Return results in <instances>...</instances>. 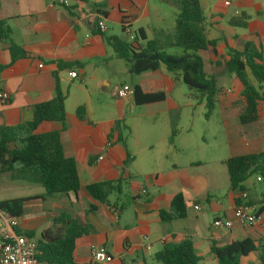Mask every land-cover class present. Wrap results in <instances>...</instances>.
<instances>
[{"label": "crops", "instance_id": "obj_1", "mask_svg": "<svg viewBox=\"0 0 264 264\" xmlns=\"http://www.w3.org/2000/svg\"><path fill=\"white\" fill-rule=\"evenodd\" d=\"M55 1L0 0V23L10 32L9 41L0 39V91L10 96L7 104H0V129L21 127L12 139L23 138L26 135L24 126L32 118L33 107L53 98L57 81L60 90L66 94L65 123L62 127L43 122L34 134L58 133L64 156L74 159L81 190L76 196H47L40 184L33 183L15 166L13 174L5 173L9 180H0V196L10 195L17 187L28 189L26 196L21 198L28 199L25 203L32 206L23 207V216L18 218V232H32L36 241L43 231L63 232L61 224L53 223L57 218L85 221L92 232L87 243L78 248L77 256L89 259L91 264V246L105 248L113 259L109 264H156V253L184 240L192 242L200 260L198 264H217L211 253L214 246L223 247L244 239L264 246L260 241L261 227L234 225L224 230L212 226L215 218H232L238 204V192L230 191L227 202L219 201L212 195L218 190L213 182L215 175L210 170L204 174L198 172L202 166L200 161H191L185 167L179 165V157L189 147L185 142L178 144L180 134L173 130L172 117L168 123L170 137L167 132L162 135L156 130L155 115L170 116V112L180 110L171 93L175 83L179 85V74L160 66L154 72L130 75L128 63L118 59L105 42V37L120 36L124 17L131 20L130 31L135 34L141 30L146 40L171 35L175 8L157 0H68V6ZM211 1L204 0L205 4ZM226 1L229 5L224 17L213 13H208L207 17L199 0L205 18V36L216 41V55L202 53L203 61L207 57L218 62L222 57L223 64L229 49L241 51L245 43L264 59V8L254 0H225L223 5ZM162 5L175 10L172 14L168 12V24ZM247 8L252 9V13H246ZM237 11L239 14L235 15ZM240 15L246 18L245 26L231 27L229 21ZM223 20L227 28L222 25ZM98 21L104 22V32L98 30ZM233 29H241L243 34L238 35ZM10 42L18 48L15 55L21 54L13 62L8 50ZM70 71H75L78 78L71 79ZM205 72L214 75L211 71ZM230 80L233 89V75ZM124 85L131 89L138 86L143 94L163 93L164 99L136 106L133 96L126 100L114 96L115 89ZM263 85L259 86L262 93ZM233 90L239 91L237 96L223 98L230 90L221 89L215 103L222 113L228 143L226 157L216 159L221 167H225L224 163L230 157L264 151V103L260 106L259 120L242 126L238 122L242 108L241 88ZM113 99L117 103L114 104ZM78 107L85 110L83 120L75 114ZM127 109L132 114L138 109L144 112L136 114L135 118L142 124L138 128L131 126L126 138L118 122L126 127L124 116ZM132 133L135 134L133 140L130 139ZM170 138L171 150L165 148L162 151L160 143L169 144ZM11 145L17 146V142ZM99 157L102 159L98 160ZM164 161L168 162L167 165L163 164ZM138 177L143 183L136 181ZM198 179L204 181V187L195 186ZM117 181H122L121 194L112 193L105 204L93 202L83 190L87 185ZM244 185L252 189L247 181ZM141 188L146 190L145 195L140 194ZM179 193L185 197L186 217L162 223L159 211L167 209L172 198ZM10 199L16 198L0 200ZM90 204L96 210L85 214ZM144 237L147 240L144 241ZM144 245H149V249L146 250ZM252 256L257 258L255 254L247 258Z\"/></svg>", "mask_w": 264, "mask_h": 264}, {"label": "trees", "instance_id": "obj_2", "mask_svg": "<svg viewBox=\"0 0 264 264\" xmlns=\"http://www.w3.org/2000/svg\"><path fill=\"white\" fill-rule=\"evenodd\" d=\"M171 5L176 10L174 30L171 35H163L161 39L146 40L143 32L137 30L130 42L125 34L130 30V19L122 18V30L119 37H105V42L111 47L118 59L128 63L129 74L139 75L144 72H154L160 66L171 73H178L181 81L188 88L190 95L197 103L204 102L206 116L215 108L219 93L214 75L205 72L202 53L216 55V41L208 40L204 33L205 21L199 0H157ZM245 16L240 15L229 21L231 27H244ZM9 29L0 23V39L9 41ZM140 43V44H139ZM133 44L138 47L135 48ZM18 48L10 42L9 53L12 62ZM166 49H180L181 55L165 53ZM227 73L234 76L233 89L241 88L239 94L242 108L238 113V122L242 126L250 125L259 120L260 106L264 103V93L247 78V71L260 86L264 84V59L250 44H243L242 50L229 49L227 59L223 62ZM133 101L136 106L163 101L164 94H143L138 86L133 88ZM66 94L56 81L53 98L38 104L32 109V118L24 126L26 135L16 140L12 136L21 129H0V173H14L15 166L20 172L27 174L33 183L40 184L47 196H76L81 190L76 166L73 158L64 156L57 132L34 134L43 122L56 123L63 127L66 119ZM78 119L85 118V110L78 107L75 111ZM173 134V132H172ZM17 142L16 145H11ZM226 172L231 192L246 193L248 205L256 206L260 213L264 212V191L258 197L252 196V191L245 187L248 178L255 176L264 179V151L230 157L225 161ZM121 182H103L87 185L83 188L89 198L96 203L105 204L109 195L121 194ZM28 199L16 198L0 200V211L14 218L23 216V204ZM240 204L239 201H237ZM93 204L88 206L85 214L95 212ZM186 217V201L183 194L175 195L167 209L159 211L162 223L180 220ZM54 224L63 226L62 233L43 231L36 239L38 259L47 264H91L89 259L77 256L78 248L87 243L92 232L87 223L80 219L60 217ZM24 236L34 239V233L25 232ZM211 253L217 264H242L243 259L251 254L257 256L259 264H264V246L256 245L251 239L233 241L223 247H212ZM156 264H198L200 261L194 252L190 240H184L174 245L165 246L154 255Z\"/></svg>", "mask_w": 264, "mask_h": 264}, {"label": "rangeland", "instance_id": "obj_3", "mask_svg": "<svg viewBox=\"0 0 264 264\" xmlns=\"http://www.w3.org/2000/svg\"><path fill=\"white\" fill-rule=\"evenodd\" d=\"M223 1L225 0H212L210 4H205L204 0H201V4L204 8L206 16L208 17V13H213L223 15L224 17L227 10L226 6L223 5ZM254 2L260 3L262 9L264 8V0H254ZM162 6L165 22L166 24H168V12H171L172 14V12H175V10L165 5ZM245 11L248 14L252 13V9L249 8L245 9ZM236 14H239V12L237 11L235 15ZM222 25L227 28V24L224 20L222 22ZM233 30L238 35L243 34V30L241 29ZM165 53L175 56H180L182 54L180 49H166ZM204 61L205 70L207 72H213L216 79L218 80L217 86L219 88V91L226 88L230 90L229 93L223 96V98H232L233 96H237L239 91L236 92L232 89L230 80L231 74L227 73V71L225 70L224 65L222 64V57H220V60L218 62H213L207 57L204 58ZM247 78L250 83H252L256 87H259V85L251 77L249 71H247ZM261 90L264 91V85L261 87ZM171 93L173 98L179 104L180 110L170 112V116L163 113L155 115L156 130H158V132H162V135L167 132L170 137V131L168 130L169 117H172L174 119L175 126L173 130L175 131V134H180L178 144H184L185 142L189 147L186 153L182 157H179V165L185 167V165H187L191 161H200L202 166L197 169L198 172L204 174L205 171L210 170L211 173L215 175L213 182L215 184V188H217L218 191H216L215 194H212L213 197H215V199L219 201L227 202L230 188L226 169L225 167H221V164H219V162H216V159H224V157H226L228 153L226 128L224 126L222 113L219 107L215 106L214 110L208 116H206V108L204 102L200 104L197 103L196 98L190 95L188 88L182 83L180 79L179 85L175 83V86H173ZM232 100L233 99H231L230 101ZM113 102L115 104V102L117 103V100L113 99ZM142 112H144L143 109H138L134 114H132L128 109L126 110L124 116V124L126 127H123L122 123L118 122L119 129L124 137H129L130 134L128 129H130L131 126L134 128H138L139 124H142V121L135 118L136 114ZM172 113H174L175 116H173ZM142 128L143 127H140V130H142ZM130 139H135V134L132 133ZM155 141H158V139L155 138ZM168 143L169 144H167L166 142L160 143L159 148L162 151L165 148H170L169 150H171V138L169 139ZM197 148H199L200 151H197ZM167 163L166 161L163 162L164 165H167ZM0 180H9V175H0ZM136 181L143 183V179L140 177H138ZM247 184L252 187L251 191L253 197H255V195L258 197V195L262 191H264V179H262L261 182H256L255 176H252L248 178ZM197 185L198 187L202 188L205 186V183L202 179H198L195 186ZM27 190L28 189H25L24 187H17V189L14 190V192L10 193V195L0 196V199L25 197ZM128 192L130 191L128 190ZM125 194L127 195V189L125 191ZM200 202L205 205L202 199H200ZM31 206L32 205L30 203H24L23 207L30 208ZM209 221L211 222V219ZM256 245H258V242H256ZM205 262H207V260H205ZM243 263L259 264L257 258L254 256L244 259Z\"/></svg>", "mask_w": 264, "mask_h": 264}, {"label": "built area", "instance_id": "obj_4", "mask_svg": "<svg viewBox=\"0 0 264 264\" xmlns=\"http://www.w3.org/2000/svg\"><path fill=\"white\" fill-rule=\"evenodd\" d=\"M55 3L63 6H68V0H56ZM225 6L229 5V1L224 2ZM97 27L100 32L106 30L103 21L97 22ZM125 34L128 41L134 39V34L129 29H126ZM39 68L42 65L38 66ZM69 76L71 79H77L78 75L75 71H70ZM114 96L121 100H126L128 97L133 96V90L127 86H121L115 89ZM10 96L5 91H0V104L5 105L9 102ZM110 145L109 143L107 144ZM99 157L98 160H101ZM260 182V178H256ZM140 194L145 195L146 190L140 189ZM237 204L233 210L231 219L215 218L212 226L217 229L229 230L234 225L244 228L261 227L262 232L260 241L264 244V214L257 210L256 206L248 205V197L246 193L238 192ZM194 209H198L195 207ZM19 221L18 218L9 216L8 214L0 211V264H47L38 259L37 245L34 239L27 238L18 232ZM147 240L146 237L143 239ZM163 241V240H162ZM149 245H144L146 250ZM89 254L93 264H109L112 262V256L109 255L105 248L98 246H91ZM127 264H134L132 262Z\"/></svg>", "mask_w": 264, "mask_h": 264}]
</instances>
